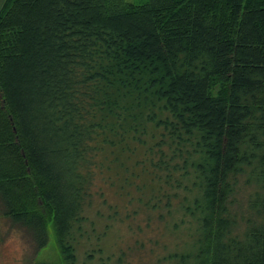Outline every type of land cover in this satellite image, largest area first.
<instances>
[{
	"label": "trees",
	"instance_id": "1",
	"mask_svg": "<svg viewBox=\"0 0 264 264\" xmlns=\"http://www.w3.org/2000/svg\"><path fill=\"white\" fill-rule=\"evenodd\" d=\"M121 213L154 264H264V0H7L1 218L78 264Z\"/></svg>",
	"mask_w": 264,
	"mask_h": 264
},
{
	"label": "rangeland",
	"instance_id": "2",
	"mask_svg": "<svg viewBox=\"0 0 264 264\" xmlns=\"http://www.w3.org/2000/svg\"><path fill=\"white\" fill-rule=\"evenodd\" d=\"M118 201L119 205L123 206L121 208L123 210L125 202L120 198ZM180 216L181 214L179 212L176 211L174 213L170 220V228L173 222L178 221ZM106 222H104V224ZM149 223V225H146L145 219L140 217L138 219L137 217H131V219L126 220L123 213L119 215L117 220H111V227L103 233L104 237L100 242L101 247L105 250V254L102 255L103 259L108 260V256L116 254L111 261L112 264H118L116 258L119 256L122 258L120 264H154V251L157 250V247L153 249L154 240L161 241L162 248L158 247V249L163 253L168 254L172 252L175 244L172 246L170 243L168 250L163 249V246H165L167 242L166 238L169 237L166 233L167 231L164 229L165 224L155 217L151 219ZM101 224L102 223H100L99 226H101ZM137 224L145 225L141 233L136 231ZM146 226H148V228ZM80 244L78 264L103 263L101 261L102 256L99 254H95L97 257L92 260L88 258V254L91 255L97 247L95 237L91 240H80ZM141 244H143V246H141ZM121 255H123V257H121ZM58 256L59 251L55 246L53 238L49 246L37 254L36 248L25 230L11 227L9 222L0 216V264H33L36 261L42 260L56 261Z\"/></svg>",
	"mask_w": 264,
	"mask_h": 264
},
{
	"label": "crops",
	"instance_id": "3",
	"mask_svg": "<svg viewBox=\"0 0 264 264\" xmlns=\"http://www.w3.org/2000/svg\"><path fill=\"white\" fill-rule=\"evenodd\" d=\"M7 0H0V12H2Z\"/></svg>",
	"mask_w": 264,
	"mask_h": 264
}]
</instances>
